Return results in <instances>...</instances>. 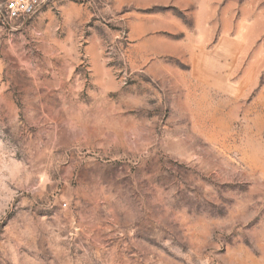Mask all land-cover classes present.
Returning a JSON list of instances; mask_svg holds the SVG:
<instances>
[{
  "label": "rangeland",
  "instance_id": "obj_1",
  "mask_svg": "<svg viewBox=\"0 0 264 264\" xmlns=\"http://www.w3.org/2000/svg\"><path fill=\"white\" fill-rule=\"evenodd\" d=\"M0 0V264H264V0Z\"/></svg>",
  "mask_w": 264,
  "mask_h": 264
},
{
  "label": "built area",
  "instance_id": "obj_2",
  "mask_svg": "<svg viewBox=\"0 0 264 264\" xmlns=\"http://www.w3.org/2000/svg\"><path fill=\"white\" fill-rule=\"evenodd\" d=\"M41 4V0H7L5 16L8 20L31 17Z\"/></svg>",
  "mask_w": 264,
  "mask_h": 264
}]
</instances>
